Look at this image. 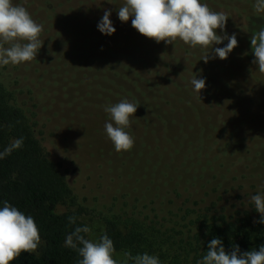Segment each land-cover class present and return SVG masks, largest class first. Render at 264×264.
<instances>
[{"label": "rangeland", "instance_id": "374dc122", "mask_svg": "<svg viewBox=\"0 0 264 264\" xmlns=\"http://www.w3.org/2000/svg\"><path fill=\"white\" fill-rule=\"evenodd\" d=\"M202 2L210 10L223 12L228 17L224 30H216L221 36L236 34L241 25L240 9L254 10L256 5V0ZM53 3L55 11L51 15L47 12L51 7L49 0H36L25 7L33 20L43 25L39 38L44 43L35 65L29 63L36 82L30 85L26 79L17 88L20 101L27 107L37 103L42 110L48 109L49 123L44 129L43 142L52 160L66 175L78 204L88 209L89 215L84 218L90 228L88 239L99 242L105 228L104 217L132 214L135 210L151 217L164 214L167 204L158 195L120 179L121 165L124 166L121 172L127 171L134 177L146 172L162 186L186 178V181H203L206 190L222 188L220 192L225 193L231 185V194L217 196L226 200L232 195L234 210L254 211L251 196L264 193V73L253 63L255 57L245 61L246 53L244 58L232 53L227 61L213 58L211 46L192 48L178 39L173 44L157 43L139 34L132 27L131 17L127 22L118 19L123 0H53ZM106 10L111 12L110 20L116 29L112 36L103 35L97 29L101 20L98 14L104 15ZM242 31L237 34L247 35L246 30ZM226 44L227 40L213 47ZM70 50L85 54L60 53ZM206 55L209 56L207 63L203 60ZM168 61L176 62L180 71L166 74ZM222 62L226 75L233 71L251 80L241 98L243 81H229L224 85L218 115L232 122L244 113L233 126L240 130L237 153L232 155L228 151L225 159L219 156L220 148L224 151L226 145L218 138L219 117H209L216 112L219 100ZM121 65L128 66L126 73L130 80L120 74L123 73ZM21 72L24 74V69ZM79 75L99 80L88 84ZM195 76L206 80L200 96L190 83ZM44 77H48L45 82L41 80ZM109 81L112 88L120 89L119 94L104 92L101 85ZM143 85L152 91L150 100H144L147 92ZM42 92V99L36 97ZM124 100L139 106L130 117V127L125 129L135 143L129 151L118 153L104 130L105 123L111 122L104 108ZM204 121L203 135L210 145L203 146L197 139ZM65 128H72L75 136ZM233 128L225 125L224 133ZM235 136H230L231 141H237ZM235 158H240V165L234 168L229 164ZM65 209L60 207L59 211ZM254 215L260 217L258 212ZM112 255L116 264H125L124 253Z\"/></svg>", "mask_w": 264, "mask_h": 264}, {"label": "trees", "instance_id": "16d2710c", "mask_svg": "<svg viewBox=\"0 0 264 264\" xmlns=\"http://www.w3.org/2000/svg\"><path fill=\"white\" fill-rule=\"evenodd\" d=\"M13 3L26 7L36 3V0H13ZM49 4L51 7L46 8L51 15L55 11V5L53 0H49ZM92 11L95 13L94 10ZM240 11L239 23L241 25L236 30L238 34L246 30L247 35L246 33L235 34L238 46L230 54H239L244 58L243 54L246 53L244 58L246 61L254 56L251 38L261 26H264V12L250 10L249 7L245 10L240 9ZM102 16L103 14H98L100 19ZM234 18H237L236 15ZM66 52L85 54L81 50L60 53ZM36 60L15 66H0V153H3L0 157V207L3 206L4 201H7L25 215H31L39 229L38 248L30 253H21L12 264H78L81 257L77 249L66 246L65 238L76 227L87 226L84 218L89 215L88 209L78 204L66 175L52 160L44 145L42 136L49 123L48 109L43 108L42 110L37 103L27 107L20 101V90L17 88L24 84L26 79L30 85L36 82L29 71V63L35 65ZM221 65L223 73L219 78V100L215 107L216 112L210 114V118L219 113L218 105L227 82L243 81L241 98L251 81L250 77L243 74L238 75L233 71L227 72L226 75L227 69L223 62ZM120 67L123 71L120 74H125L127 80H130L126 73V70H129L128 66L121 65ZM21 69H24V74ZM78 70L80 72V68ZM165 71L166 74L172 75L180 70L176 62L168 61ZM78 77L88 84H93L94 79L99 80L84 75ZM41 80L45 82L48 77ZM72 83L76 82L72 81ZM111 85L109 81L101 86L104 92L107 90L110 94L121 92L119 88H112ZM143 88L147 92L144 94V100H150L152 91L148 86L143 85ZM43 96V92L36 94V97L40 99ZM240 102L246 104V101L240 100ZM243 115L244 113L238 117ZM218 117L220 128L218 138L226 144L223 147L224 151L220 148L219 156L225 159L228 151L234 155L239 148L240 130L237 129L238 127L233 128L238 123V117L232 122L222 115ZM210 118L207 117V120ZM206 121L201 124L197 139V142H202L203 146L204 143L210 145V141L203 135ZM225 125H230L233 129L224 133ZM65 129L71 136H75L71 133L72 128ZM229 135L231 137L236 135L237 141H231ZM20 138H23V145L15 148V141ZM208 148L213 149L212 146ZM229 165L237 167L240 165V158H235V161ZM120 167L124 168L122 165ZM121 168L118 172L120 179L151 190L153 195L155 193L167 204L163 210L164 216L151 217L144 215L142 211L135 210L132 214L118 213L103 218L105 228L100 237L108 235L113 241L114 252H122L126 255L125 264H135L134 257L145 252L159 256L161 264H197V261L208 251V244L213 238L223 241L226 252H230L235 245L239 246L242 253L251 250L258 251L259 247L264 245V225L254 223L260 219L254 215L256 211L234 210L231 203L233 196L228 195L230 197L226 200L222 197L232 193L231 185L225 193L220 192L222 188L206 190L203 181L201 183L191 179L186 181V178H178L173 185L162 186L146 172L134 177L127 171L121 172ZM233 188L236 189L235 186ZM219 194L222 196H217ZM222 198H224L223 201H221ZM60 207L66 209L60 212ZM69 218H75V223H70ZM81 234L88 239L87 233Z\"/></svg>", "mask_w": 264, "mask_h": 264}, {"label": "clouds", "instance_id": "9594fccd", "mask_svg": "<svg viewBox=\"0 0 264 264\" xmlns=\"http://www.w3.org/2000/svg\"><path fill=\"white\" fill-rule=\"evenodd\" d=\"M255 10L264 12V0H256ZM117 15L121 22H127L131 17L132 27L157 43L173 44L178 39L192 48L211 46V52L215 54L213 58L220 60H226L238 46L235 34H217V29L223 31L225 28L226 14L210 10L202 0H123ZM110 16L111 12L106 10L97 25L98 31L106 36H112L116 31ZM42 31L43 25L35 22L25 7L14 4L13 0H0V66H15L35 59L44 43L39 38ZM225 40L227 44L224 47H213ZM251 46L255 57L253 63L259 72L264 73V26L252 36ZM208 59L206 55L203 60L207 63ZM190 83L192 90L200 96L206 80L195 76ZM138 107L136 103L124 100L104 108L111 121L105 123L104 130L118 153L129 151L134 146L133 137L125 129L130 127V117ZM22 145L23 138H20L14 147ZM250 199L260 214V219L254 223L264 225V193L252 195ZM69 221L75 223V218H69ZM89 232L88 226L76 227L65 238L66 246L77 249L81 257L78 264H116L112 255L113 241L108 235L101 236L99 242H92L81 234ZM39 243L40 234L34 218L4 201L0 207V264H12L21 253L35 251ZM134 261L135 264H161L159 256L147 252L134 257ZM197 264H264V245L258 251L243 253L235 245L226 252L223 241L213 238L208 251Z\"/></svg>", "mask_w": 264, "mask_h": 264}]
</instances>
